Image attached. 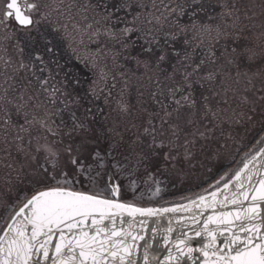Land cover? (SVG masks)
<instances>
[{
	"label": "snow or ice",
	"instance_id": "6c2138e0",
	"mask_svg": "<svg viewBox=\"0 0 264 264\" xmlns=\"http://www.w3.org/2000/svg\"><path fill=\"white\" fill-rule=\"evenodd\" d=\"M40 7L33 0H8L2 11L4 19L0 20L7 26L8 21L14 19L28 29L27 53L23 47H18L15 60L11 56L7 59L0 56L5 69L0 73L4 83L13 80L21 71L31 73V79L27 75L19 78V87L8 84L0 90V151L10 155L14 149L32 162L43 159V163H37L31 171H24L23 164L17 171L16 181L26 187L10 206L11 215L6 217V227L0 228V264H44L49 260L51 264H137L132 257L140 247L145 264H185L186 260L194 259L193 252L202 253L204 264H264V146L250 159L245 153L242 167L229 169L233 174L224 182L223 193L217 187L207 196L199 195L188 206L141 207L112 199L103 190H77L68 180L67 172L62 170L57 176L62 159L77 173L85 172L88 157L96 167L104 168L111 159L113 167L122 169L126 165L115 159L117 150L126 162L131 163L135 157L136 164L151 162L161 156L162 164L175 161L179 153L173 155V151L179 147L184 149V158L190 159L191 149L198 141L212 138L220 127L217 121L223 119L221 113L225 111L219 104L215 109L211 104V98L219 96L220 92L209 89V94L203 91L197 94V88L203 89L205 82H219L226 96L229 91H234L230 81L238 84L241 76L249 75L240 70L241 62L251 64L257 56L264 59V23L261 24L262 31L255 37L259 52L255 47L240 44L242 38H249L244 36L241 15L251 20L255 12L248 16V11L257 5L244 4L242 0H171V3L161 0L159 5L156 0H82L66 5L71 32L65 23V40L74 41L79 36V43L84 44L86 38L88 43L97 45L98 52L111 51L109 44L118 46L114 63L123 55L126 60H133L137 67L155 73L154 82L159 92H151L150 98L158 110L141 108L142 112H148V119L142 125H133L142 131L130 144L124 142L123 135L115 127H107L106 135L104 127L95 126L97 115L103 114L102 109L93 110L99 99L97 81L94 80L87 90L76 91L79 79L71 69L64 71L67 63H60L57 45L47 31L39 28L40 20L33 19L36 14L41 20L50 15L40 12ZM260 7L264 10V4ZM75 15L87 23L75 22ZM184 17L187 22L181 23ZM34 25L35 35L32 34ZM165 25H168L167 29ZM57 31V27L52 28V32ZM139 41H142L139 50L133 54ZM222 41L224 50L217 56L213 45ZM229 41L235 45L231 46L230 52ZM205 46L207 57L197 62L195 52ZM72 51L76 53L74 48ZM220 57H224V65L204 70L206 63L216 66ZM233 66L237 69L235 79L230 76ZM9 68L12 75L7 72ZM60 72L64 75L58 79ZM161 76L169 82L166 96L169 103L158 100V95H165ZM194 76L197 78L193 79ZM255 78L260 79V90L264 91V67L253 72L247 83L252 84ZM53 79H57V84L51 83ZM149 80H152L151 76ZM240 102L251 104L249 112L259 111L264 123V95L259 97V109L256 107L258 101L247 96H242ZM137 103H140L139 99ZM13 111L23 123L13 121ZM118 112L121 116H130V103L118 101ZM236 115L233 112V118ZM247 119L252 121L254 115H247ZM107 120L104 116L105 123ZM234 122L239 123V120ZM117 136L119 140L115 139ZM101 138L108 140V148L103 153L96 146ZM256 144L264 145V136ZM257 163L261 165L259 168ZM7 167L12 168V165ZM92 168V164L87 165V171ZM92 182L95 184V180ZM118 194L119 190L113 187L111 196ZM218 195H224V200H219ZM245 201L248 202L246 207ZM229 203L240 207L235 212L216 208L218 204L223 208ZM193 207L212 208L214 214L199 220L193 212L188 218L195 225L191 235L176 232L170 223L160 236L167 252L163 262L157 259L155 251L149 252L155 236L146 240L143 234L134 235L130 230L132 222H129V230L116 226V217L122 218L125 214L133 218L152 217L180 210L191 211ZM105 220L111 221L110 228L104 225ZM235 221L240 224L237 231H232ZM120 223L125 222L121 219ZM210 225L228 227L221 230ZM152 231L156 233L157 229ZM224 232H228V236L222 246L217 247L218 233L223 236ZM101 233L103 238L98 239ZM53 237L58 238L54 241ZM196 238H201L203 243L193 247L192 241ZM140 241H144L143 245ZM50 248L53 249L51 256Z\"/></svg>",
	"mask_w": 264,
	"mask_h": 264
},
{
	"label": "rangeland",
	"instance_id": "374dc122",
	"mask_svg": "<svg viewBox=\"0 0 264 264\" xmlns=\"http://www.w3.org/2000/svg\"><path fill=\"white\" fill-rule=\"evenodd\" d=\"M6 2L7 0H0V20L4 19L2 11ZM33 2L40 4V12L50 13L46 20H41L39 14L34 15V20H40V27L45 22H52L54 20L59 26L64 24L62 19L65 17L64 10H67L66 5L79 2V0H33ZM242 3L255 4L257 7L248 11V16H253V11L255 12V16L251 20L241 15V24L245 28L244 36L249 38L247 40L242 38L240 44L241 46L247 44L250 47H255L257 52H259L260 48L255 37L262 31L261 24L264 23V10L260 7L264 4V0H242ZM45 5H48V7H45ZM68 25L69 31L71 32V21L69 19ZM60 31L63 32L64 28L62 27ZM18 33V26L13 20L8 21L7 26L0 23V56H4L5 59L11 56L13 60L18 58L17 48L19 46L15 43L17 41L16 39L20 36ZM2 34L10 36L11 40L8 45L6 44L4 46L5 42L3 44ZM229 45L228 52H230L231 46H235L231 44V41H229ZM81 46L84 49L87 48V46L85 47V43L81 44ZM11 47H13V50ZM8 48L12 51L8 50ZM5 49L7 50L6 53ZM223 50L224 43L222 41L216 45L217 56ZM224 64V57H220L216 66L211 64L205 65L204 70H210L213 67H220ZM261 67H264V59L260 56H257L255 62L251 64L241 62L240 70L242 72H248L249 75L241 76L238 84L230 81L234 91H229L226 96L221 91L219 82L214 84L206 82L203 89L197 88V94L201 91L209 94V89L220 92L221 94L219 96L211 98V104L214 109L219 104V107L225 111L221 113L223 119L217 121L220 127L212 135V138L207 141H198L196 147L191 149L192 156L190 159L186 160L184 158V149L179 147L173 151V155L179 153L175 161L162 164L161 156L153 158L151 162L136 164L135 157H132L131 163L126 162L119 154L120 150H117L114 154L115 159L119 160L121 164L126 165L117 172L118 177L114 175L120 184L122 199L144 204H157L177 200L183 197L197 195L221 180V177L226 178L229 176L232 173L229 169L235 170L245 158V153L248 154L253 148L258 146L256 141L261 136H264V123L261 121L259 111L253 114L249 112V108L252 106L251 104L243 105L240 102L242 96H247L250 100L258 101L256 107L259 109V97L264 95V91L260 90L261 81L259 78H255L252 84H248L247 81L251 77V74ZM225 70H227V66ZM236 72L237 69L234 66L231 67L230 76L233 79L236 78ZM134 74V82L127 86L123 100L124 102L130 103L132 114L130 116H121L116 107V112L110 113L108 111L107 113L109 114L107 116V123L110 127H115L123 135L126 144H130L136 135L142 131L141 128L133 127V125H142L148 119V112L141 111V108H145V104L143 102L137 103L138 99L140 101V97L142 99L145 97L143 90L144 84L141 82L142 79L138 69H134ZM3 81L4 77H0V82ZM246 88L247 91H245ZM107 99L109 106L111 105L110 103H114L118 107V101H122L120 100L121 95L119 91L113 96L110 95ZM225 99L228 100V103H224ZM107 103L105 108L108 106ZM148 109L151 110V106ZM233 112L237 114L234 118ZM242 113H246V115H241ZM13 114H15L14 111ZM247 115H254V119L249 121ZM14 118L16 117H12L14 121L21 123V120ZM236 119L239 120V123L234 122ZM115 139L119 140L120 137L117 136ZM101 140L102 138L96 145L100 151L104 148L100 144ZM26 141L27 136H25V143ZM254 145L255 147H253ZM37 163H43L42 157L38 161L32 162L26 159L23 154L17 153L14 149L11 150L10 155L0 151V228L3 227V224L7 220L6 217L10 215V206L15 204L18 199V193L26 187L25 184H19L16 181L17 171L20 170L22 164L25 165L24 171H31L32 168L36 167ZM8 164H11L12 168H8ZM88 164L93 165L90 172L87 171ZM85 169L84 173H77L76 169L71 165L66 166L65 160L62 159L59 162L57 176H59L61 170L67 172L68 180L76 189L85 190L88 188L87 191H98L104 187L107 190L105 180L107 172L106 166L104 168L96 167L95 162L92 161L91 157H88L85 160ZM93 180H95V184H93ZM157 189L160 191L157 192Z\"/></svg>",
	"mask_w": 264,
	"mask_h": 264
},
{
	"label": "trees",
	"instance_id": "16d2710c",
	"mask_svg": "<svg viewBox=\"0 0 264 264\" xmlns=\"http://www.w3.org/2000/svg\"><path fill=\"white\" fill-rule=\"evenodd\" d=\"M79 2H82V0H79ZM157 4L159 5L161 0H156ZM164 3H171V0H164ZM68 5V4H67ZM161 11H163V8H161ZM75 14V10H73V15ZM159 14V13H157ZM64 15L65 17L62 19L65 23H68L69 19V13L67 10H64ZM54 22V23H53ZM75 22H79L81 25L87 23V21H83L79 15H75ZM187 22V17H184L181 19V23H186ZM59 26L58 24L55 23L54 21H47L44 23V25L40 26L39 28L42 31H47L51 38L53 39V42L57 45V50L60 53V63L65 64L67 63V67L64 69V71H68L71 69L72 73L76 75V77L79 79L80 84L76 86V91L77 92H82L84 90H87V88L92 84V82L95 80L97 81V91L99 93V99L95 101V106L94 111H97V109H102L103 114H98L97 119H96V127H104L105 128V134L107 135L106 129L107 127H110L109 124L104 121V116H109L108 111L110 113L116 112L115 107L118 108L114 103H110L111 105L109 106L107 103V108L106 107V99L109 98V96H113L115 93L119 91L121 95L120 100H124V96L126 94L127 86L132 84L134 82V69H138L140 72V77L142 79V84L143 90L145 93L144 99L140 97V102H143L145 105V109H148V107L151 106V110H158L157 104L150 98V93L153 91L159 92V89H157L156 84H155V73L153 72H148L146 71L142 66L137 67L135 62L133 60H126L123 55L118 56L116 58L115 63L113 62V56L115 53L119 50L118 46H113L112 44H109L108 47L111 48V51L107 50H102L100 52L97 51V45L88 43L87 39L85 38V47L87 46L86 49L81 46L79 43V38L75 39L74 41L69 39L65 40L63 38L64 31L61 32L60 29H62L63 25ZM35 25L33 26V31L32 34L35 35L34 28ZM57 27L59 31L57 32H52V28ZM165 28H168V25H165ZM19 33L20 35L17 41L15 43L18 44L19 47H23L25 49V53L29 51L27 45H28V29L26 28H21L18 26ZM6 34V33H5ZM183 35V34H181ZM3 36V44L4 46L11 40L10 36L7 35V39H5V35L2 34ZM142 41H139L137 43V48L134 50L133 54H135V51L139 50V44H141ZM2 44V45H3ZM71 45V47L69 46ZM177 48L180 47L179 44L176 45ZM213 47L216 50V45H213ZM76 50V53L74 54L72 49ZM13 50V47H11ZM10 48L8 50L12 51ZM79 57V59L77 58ZM207 57V47H201L196 50L194 59L198 62L200 58H206ZM95 65V66H93ZM206 65H209L206 63ZM5 71L4 66L2 62H0V73H3ZM58 71V70H55ZM54 71V75H55ZM7 72L9 75H12V70L11 68L7 69ZM101 74H103V79H101ZM27 75L29 79H31V73H26L24 71H21L19 74H17L13 80L8 81L7 84L3 82H0V87H7L8 84H12L14 86H18V81L19 78ZM64 75L63 72H60L59 78H62ZM152 77V80H149V77ZM0 77H4L3 75H0ZM197 77H193V79H196ZM127 82V83H126ZM53 84H57V79H53L51 81ZM160 83L161 87L164 90L165 95L159 96L158 95V100L163 101L164 103H169V101L166 99L167 96V86L169 85L168 81H165L163 79V76L160 77ZM115 85V87H113ZM206 85V82H205ZM2 90V89H0ZM108 100V99H107ZM124 102V101H123ZM113 108V109H112ZM112 112H111V111ZM151 111L150 109H148ZM32 111V109H30ZM2 115V113H0ZM161 115L162 112H161ZM12 117H16L14 119L21 120L20 122L23 123V120L21 118H17L15 114H13ZM14 121V120H13ZM104 148H102V153L106 152L108 148V140L102 138L101 143ZM114 161L111 159L108 160L106 164V171L107 170H112L113 174L118 177L117 172L120 171V169L113 167ZM85 189V188H83ZM85 190H88L86 188ZM99 190H103L104 193H107L106 188H102ZM98 190V191H99ZM92 191V190H90Z\"/></svg>",
	"mask_w": 264,
	"mask_h": 264
},
{
	"label": "water",
	"instance_id": "95a60500",
	"mask_svg": "<svg viewBox=\"0 0 264 264\" xmlns=\"http://www.w3.org/2000/svg\"><path fill=\"white\" fill-rule=\"evenodd\" d=\"M8 2V0H7ZM6 2V3H7ZM21 7L23 8V3L21 2ZM14 20V19H13ZM14 22L19 26H20L15 20ZM24 28V27H22ZM261 146L264 145H258L255 148H253V150H251L248 153V158L250 159L252 155H254ZM259 160V158H258ZM244 161V159L242 160V162ZM240 163L239 167L243 166V163ZM261 165L259 163L256 164V167H260ZM251 167V165H250ZM236 168V169H237ZM233 173H231L230 175H232ZM229 175V176H230ZM227 176L226 178H224V180H220L219 184H217V182L212 185L210 188L204 190L203 192L194 195V196H188V197H183L181 199H177V200H171V201H165L159 204H144V203H140L137 201H132V200H127V199H122L121 198V187L120 184L118 182V180L116 179V177L114 176L112 170H107L106 172V187L108 190V196L112 199L118 200L120 202H131L137 206H141V207H152V208H172V207H176L178 205H182V206H188L190 201L193 200H197V197L199 195H205L207 196L208 192L210 191H214L216 190L217 187L220 188V191L223 193L224 192V188H223V184L224 182L228 179ZM115 187L119 190V194L118 196H111V192H112V188ZM231 187V186H230ZM80 190V189H77ZM81 191H87V190H81ZM233 191H235V188H233ZM219 200H224V195H218L217 197ZM248 204L247 201L244 202V206L246 207ZM240 207V206H234L232 204H225V206L223 208H220V205L218 204L216 206L217 209H219L220 211H224V212H235L236 209ZM195 212L197 213V219L199 220H203L206 219L208 215H212L214 214V209L212 208H195L193 207L191 209V211H185V210H180L177 212H169V213H164L158 216H152V217H140L137 216L135 218L133 217H129L127 216V214H125L122 218L121 217H116V226L117 228L123 227L125 230H129V222H132V227H131V231L134 235L136 234H143L145 236V239H149L152 238L153 236H155V240L153 241V248L149 249V252H153L155 251L157 253V259L160 261H164V258L167 256V252L164 250V246H163V242L160 239V236L162 235V233L170 226L173 227V229L176 232H188L189 235L192 234V229L195 227V225H193L190 221V219H188L192 213ZM11 215V213H10ZM9 215V216H10ZM183 218V219H181ZM121 219H123V221L125 222L123 225H121L120 221ZM7 220L5 221V223L3 224V227H6L7 225ZM143 222V223H141ZM88 223L90 224L91 221H88ZM240 224V221H235L234 222V226L232 227V231H237L238 230V226ZM104 225H107L109 228L111 227V221L105 220L104 221ZM2 227V228H3ZM210 227L216 228L219 227L221 230H223L225 227H228L227 225H210ZM155 228L157 229L156 233H153L152 229ZM2 234V233H0ZM241 235H243V233H240ZM103 233L100 234V236L98 237V239H102L103 238ZM228 236V232H224L223 236H220L218 233V240H217V247H221L223 240ZM58 237H53V240L55 241ZM144 241H140V244L143 245ZM203 241L201 238H196L195 240L192 241V245L193 247H196L200 244H202ZM53 249H49V255L51 256ZM193 260H186L185 264H204L205 261V257L202 255V253L200 252H193ZM133 259H135L137 261V264H145V261L143 259V248L140 247L138 248L134 254H133ZM44 264H51V261H45Z\"/></svg>",
	"mask_w": 264,
	"mask_h": 264
}]
</instances>
